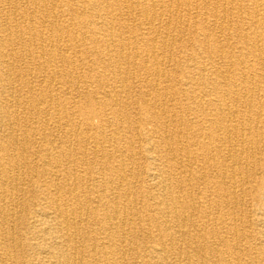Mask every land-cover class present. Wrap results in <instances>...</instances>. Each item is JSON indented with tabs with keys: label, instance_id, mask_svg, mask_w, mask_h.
<instances>
[{
	"label": "bare ground",
	"instance_id": "6f19581e",
	"mask_svg": "<svg viewBox=\"0 0 264 264\" xmlns=\"http://www.w3.org/2000/svg\"><path fill=\"white\" fill-rule=\"evenodd\" d=\"M262 198L264 0H0V264H264Z\"/></svg>",
	"mask_w": 264,
	"mask_h": 264
},
{
	"label": "rangeland",
	"instance_id": "374dc122",
	"mask_svg": "<svg viewBox=\"0 0 264 264\" xmlns=\"http://www.w3.org/2000/svg\"><path fill=\"white\" fill-rule=\"evenodd\" d=\"M185 38H187V36H185ZM188 38H189V37H188ZM135 86H136V87H139V86H141V83H136ZM21 198L24 199L23 196H22V194H21ZM29 198H30V197H28V198H26V199H29ZM248 202H252V203H254V205H256V203H259V200H257L255 196H252V195H251V196L248 198ZM249 204H250V203H249ZM261 204L264 206V198H262V200H261ZM22 207H23V206H22Z\"/></svg>",
	"mask_w": 264,
	"mask_h": 264
}]
</instances>
